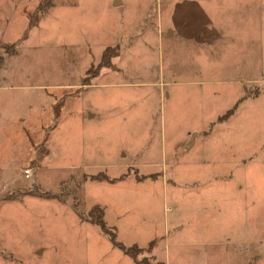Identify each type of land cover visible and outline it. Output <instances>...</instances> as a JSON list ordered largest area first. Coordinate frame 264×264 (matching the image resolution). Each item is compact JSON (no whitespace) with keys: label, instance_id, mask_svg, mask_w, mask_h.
Instances as JSON below:
<instances>
[{"label":"rangeland","instance_id":"obj_1","mask_svg":"<svg viewBox=\"0 0 264 264\" xmlns=\"http://www.w3.org/2000/svg\"><path fill=\"white\" fill-rule=\"evenodd\" d=\"M40 1L0 0V264H264V0H51L10 48Z\"/></svg>","mask_w":264,"mask_h":264},{"label":"crops","instance_id":"obj_2","mask_svg":"<svg viewBox=\"0 0 264 264\" xmlns=\"http://www.w3.org/2000/svg\"><path fill=\"white\" fill-rule=\"evenodd\" d=\"M120 2H121V0H120ZM119 2V3H120ZM118 3V4H119ZM116 5V4H115ZM35 27V26H34ZM72 86H70V87H66V89L65 90H63L64 92H63V94L62 95H64V96H66V97H64V98H66L65 100L67 101V109H68V111L69 112H73V110H72V108L74 107V102H72V99L75 97V95L76 94H78V91H73V92H71V90L73 89V88H71ZM209 100V97L207 96V101ZM64 101V100H63ZM194 109H196L195 108V106L193 107ZM53 109H56V107L54 106L53 107ZM75 112V111H74ZM77 112V111H76ZM80 115H79V117L82 119V116H81V111H79L78 112ZM53 117V116H52ZM202 119H200L201 120V126H204L206 123H207V120L209 121V122H211V118H210V111H207V113H205V107L204 108H202V117H201ZM43 129H45L46 127H45V124L43 123V127H42ZM38 131H39V129H37L36 130V133H38ZM36 133H34V136H29V137H27L26 139H27V141H26V143H27V152L28 153H30V154H32L33 155V157L35 158L31 163H21V164H19L18 166H17V171H19L17 174H16V176H17V178L15 179V180H19V184L17 185V186H19V185H22V186H25L26 187V185L28 184L26 181H27V179L28 178H26L25 176H24V174H22V171L20 170V167L22 166V165H32L33 166V171L34 170H42V169H44V168H48V166H53V164H55L54 162L52 163V158H50V153H51V150H52V143H51V139H50V137H51V135H50V133L48 134V135H46V137H44V139H41L40 137L41 136H39V135H37ZM6 142V140H5V137L3 138L2 136H0V144H3V143H5ZM173 149L175 150L176 149V147H173ZM171 155H173L172 153H170ZM37 160V161H36ZM35 162H37V164H38V166L37 165H34V163ZM131 164V163H130ZM129 164V165H130ZM33 173V172H32ZM40 173V172H39ZM117 176H119V174L118 175H115V176H112L111 178H106L105 179V181L106 180H108V181H110V182H112V183H115V182H117V181H121L122 179H118V177ZM138 179V178H137ZM80 186V185H79ZM77 191L79 192V187L77 186ZM10 193H12V192H10ZM35 196H38V195H35ZM32 197V196H31ZM30 197V198H31ZM39 197H42V196H39ZM47 198H51V199H55V200H58V201H62V202H65L66 203V201H67V199H60V198H58V197H48V196H46ZM45 196L44 197H42V198H46ZM17 199H19L18 197H11V196H6V197H4V200H7V201H15V200H17ZM21 200H23L22 198H20ZM25 199V198H24ZM1 200V199H0ZM70 201V200H69ZM71 202V201H70ZM69 202V203H70ZM74 204V208L76 209V210H78L77 208H78V204H77V197H76V201L75 202H73ZM79 203V202H78ZM95 205H97V204H95ZM94 206V205H93ZM92 206V207H93ZM100 206V205H99ZM92 207H91V209H92ZM100 207H102V206H100ZM91 209H89V210H91ZM102 209H103V217H104V207H102ZM88 210V211H89ZM79 213L82 215V217L83 218H85L86 220V222H89V223H92V222H94V223H96L95 221H90V220H88V218H86V216H85V212L84 211H82L81 209H80V207H79ZM88 213V212H87ZM105 218V217H104ZM105 221H106V219H105ZM106 223H107V221H106ZM96 224H98V223H96ZM99 225V224H98ZM107 225H108V223H107ZM109 227L114 231V232H116L115 230H114V228H113V226H111V225H109ZM102 230V229H101ZM103 232V231H102ZM103 233H105V232H103ZM106 234V233H105ZM116 234H117V232H116ZM110 238V237H109ZM117 239H118V235H117ZM119 240V239H118ZM154 239H151V240H149V241H147V243H149V242H152ZM110 241H111V239H110ZM120 241V240H119ZM122 244H125V245H131V244H135V245H143V244H137V243H130V244H126V243H123L122 241H120ZM111 243L113 244V242L111 241ZM146 243V244H147ZM114 245V244H113ZM145 245V244H144ZM47 246L48 245H44L43 244V246L42 247H44V248H47ZM115 246V245H114ZM117 247V246H116ZM119 248V247H118ZM119 249H121V248H119ZM122 250V249H121ZM123 251V250H122ZM41 252V250L40 249H38V253H40ZM123 253H125L126 255H128V256H130L129 254H127L125 251H123ZM132 258V257H131Z\"/></svg>","mask_w":264,"mask_h":264},{"label":"trees","instance_id":"obj_3","mask_svg":"<svg viewBox=\"0 0 264 264\" xmlns=\"http://www.w3.org/2000/svg\"><path fill=\"white\" fill-rule=\"evenodd\" d=\"M46 3V4H45ZM51 5V0H41L40 3L37 5V7L34 9L33 12H31L28 16V24L25 27V30L23 31V33L21 34V36L19 38H17L16 40H14L12 43H10L9 47L12 48L13 46L15 47L16 45L20 44L23 40H25L28 37V33L29 31L37 25V21L36 18L40 13H44L47 11L48 7ZM13 50V49H12ZM11 50V51H12ZM110 47H106L105 51L102 54V62L104 59H108V54ZM4 60V56L0 53V64L3 62ZM108 61V60H107ZM101 65H107V62H103L101 63ZM49 195V194H44ZM13 197V196H11ZM94 209H98L99 210V214L94 217ZM86 218H88V220L90 221H95L96 223L99 224L100 228L102 229L103 232H105L106 234L109 233V237L111 239V241L113 242V244L119 248H121L123 251H125L127 254H129L130 256H132L134 259L136 257V254L138 251L135 250L134 248H137L136 246H126L125 244H122L118 239H117V234L116 232H114L109 225H107L105 218L103 217V209L100 206H94L92 207L91 210L88 211Z\"/></svg>","mask_w":264,"mask_h":264},{"label":"built area","instance_id":"obj_4","mask_svg":"<svg viewBox=\"0 0 264 264\" xmlns=\"http://www.w3.org/2000/svg\"><path fill=\"white\" fill-rule=\"evenodd\" d=\"M22 174H24V176L26 178H30V176L32 175L33 172V166L32 165H23L20 167Z\"/></svg>","mask_w":264,"mask_h":264},{"label":"water","instance_id":"obj_5","mask_svg":"<svg viewBox=\"0 0 264 264\" xmlns=\"http://www.w3.org/2000/svg\"><path fill=\"white\" fill-rule=\"evenodd\" d=\"M120 2V0H114L113 3L114 4H118Z\"/></svg>","mask_w":264,"mask_h":264}]
</instances>
